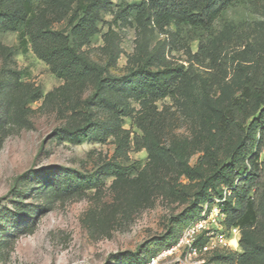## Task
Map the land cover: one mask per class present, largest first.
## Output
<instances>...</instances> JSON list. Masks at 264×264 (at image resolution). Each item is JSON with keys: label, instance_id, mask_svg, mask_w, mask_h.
Here are the masks:
<instances>
[{"label": "rangeland", "instance_id": "1", "mask_svg": "<svg viewBox=\"0 0 264 264\" xmlns=\"http://www.w3.org/2000/svg\"><path fill=\"white\" fill-rule=\"evenodd\" d=\"M138 1L111 0L110 11L101 14L99 32L80 48L93 61L105 64L106 56L99 47L103 45V34L113 30L114 42L121 49L115 66L110 67L114 74L125 72L127 56L135 51L136 25L132 15L123 21L114 17L113 11ZM66 23L55 22L52 27L68 32ZM167 29L174 31L175 27ZM204 35L214 43L225 44L223 58L226 66L233 67V57L250 56L264 44V0L232 1ZM19 36V31L0 29V43L13 48L9 59H0V86L8 79L7 70L12 69L20 80L39 85L44 95L60 85L62 79L34 51L28 36L25 46L20 47ZM158 40L174 39L154 32L151 45ZM176 45L169 44L162 52L173 64L187 67L188 51L197 52L199 40H190L180 49ZM192 62L194 77L203 75L210 80L216 76L219 81L209 88L211 99H205L198 81L192 83L189 99L165 97L156 103L162 113L158 128L161 142L178 145L185 154L190 153L180 180L191 183L189 193L198 196V200L170 203L158 198L152 207L134 212L127 219L117 217V222L110 221L92 232L85 223L88 215L98 213L110 198L108 187L112 178L101 173L98 165L112 159V139L104 143L61 140L58 134L64 121L55 110L29 112L17 124L10 118L0 129V264H146L151 257L176 245L184 227L205 207L207 212L219 211L221 232L228 244L202 249L197 258L190 259L185 256V249L178 248L159 264H188L194 260H200V264H264V253L244 252V245L253 241L264 245V220L244 229L228 225L219 194H229L215 172L216 166L220 169L230 162L242 137L226 133L218 142L214 135V124L224 105L230 95L238 93L239 76H234L232 70L217 75L206 59ZM40 103L41 99L29 107L37 109ZM123 124L124 128L140 133L131 119H124ZM128 156L129 161L141 167L147 151H130ZM263 157L260 153V159ZM248 163V158L240 160L235 173L244 175ZM69 175L79 179L84 189L66 192L61 188L56 194L47 195L50 187L59 184L65 188ZM96 188L99 190L95 191ZM231 203L237 205V197H231ZM231 238L238 240L237 244ZM204 240L205 235L199 234L196 246L202 248Z\"/></svg>", "mask_w": 264, "mask_h": 264}, {"label": "trees", "instance_id": "2", "mask_svg": "<svg viewBox=\"0 0 264 264\" xmlns=\"http://www.w3.org/2000/svg\"><path fill=\"white\" fill-rule=\"evenodd\" d=\"M232 1L139 0L112 10L119 20L132 15L136 25L135 51L127 56L125 72L114 74L110 67L115 66L121 49L114 42L113 30L103 34L99 47L106 56L105 64L93 61L80 49L99 32L101 14L110 11L111 0H0V29L19 31L20 47L25 46L28 36L34 51L62 79L60 85L42 95L39 85L20 80L15 70L8 69V79L0 86V129L10 118L15 123L32 111L55 110L64 121L58 134L61 140L104 143L111 138L115 145L112 159L98 165L99 171L112 179L109 200L85 221L92 232L117 217L127 219L152 207L158 198L170 203L198 200L189 193L191 183L180 180L190 153L161 142L158 128L162 113L156 103L165 97L189 99L192 83L198 81L205 99H211L209 88L219 81L216 76L210 80L203 75L194 77L192 59L196 63L208 60L217 75L232 70L239 76L238 93L230 95L214 124L218 142L226 133L242 136L236 147L239 152L234 149L229 163L215 167L229 192L219 194L220 205L228 225L244 229L264 220V157L260 159V153L264 154V44L250 56L233 57L231 64L235 65L231 67L223 58L225 44L214 43L204 35ZM62 20H66L68 32L52 27ZM169 26L175 30L169 31ZM154 32L174 40H158L151 45ZM194 39L199 40L198 51H188L187 67L173 64L162 52L169 44L176 43L175 48L180 49ZM12 52V47L0 43L1 60L9 59ZM40 99L37 109L29 107ZM126 118L140 133L123 127ZM143 149L147 159L137 167L136 162L129 161L128 153ZM244 158L249 160L246 172L237 175L238 163ZM66 184L65 188L59 184L50 187L47 195L61 188L66 192L84 189L74 176L69 175ZM231 197H237V205L231 203ZM244 248L248 254L264 253V245L256 241Z\"/></svg>", "mask_w": 264, "mask_h": 264}, {"label": "built area", "instance_id": "3", "mask_svg": "<svg viewBox=\"0 0 264 264\" xmlns=\"http://www.w3.org/2000/svg\"><path fill=\"white\" fill-rule=\"evenodd\" d=\"M222 227L219 221V211L213 209L211 212H207L205 207L199 216L184 227L176 245L167 251H161L157 255L151 257L147 260L146 264H159L160 260L167 257L178 248L185 249V256L187 259H190L191 257L197 258L198 253L202 249L206 250L208 248L226 246L228 242L221 232ZM199 234L205 235V242L202 248L197 247L195 244L196 237ZM188 264H200V260L190 261Z\"/></svg>", "mask_w": 264, "mask_h": 264}, {"label": "bare ground", "instance_id": "4", "mask_svg": "<svg viewBox=\"0 0 264 264\" xmlns=\"http://www.w3.org/2000/svg\"><path fill=\"white\" fill-rule=\"evenodd\" d=\"M232 239V238H231ZM230 239V240H231ZM238 241V240H237ZM237 241L235 240V238L234 239H232V242H233V244H237Z\"/></svg>", "mask_w": 264, "mask_h": 264}]
</instances>
